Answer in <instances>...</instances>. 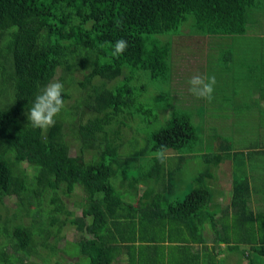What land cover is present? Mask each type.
<instances>
[{
	"label": "trees",
	"instance_id": "obj_1",
	"mask_svg": "<svg viewBox=\"0 0 264 264\" xmlns=\"http://www.w3.org/2000/svg\"><path fill=\"white\" fill-rule=\"evenodd\" d=\"M237 66L264 99V0H0V264H73L68 225L75 264H264V141H238L264 109L240 104ZM197 74L215 76L210 102L189 92ZM55 80L65 107L33 128ZM213 119L235 127L207 131ZM197 159L211 169L182 196Z\"/></svg>",
	"mask_w": 264,
	"mask_h": 264
},
{
	"label": "rangeland",
	"instance_id": "obj_2",
	"mask_svg": "<svg viewBox=\"0 0 264 264\" xmlns=\"http://www.w3.org/2000/svg\"><path fill=\"white\" fill-rule=\"evenodd\" d=\"M246 46L247 45L244 44L243 48ZM246 49H249V47H246ZM234 73H235V75H237V73H238L237 77H238V86H240V91H239L240 104H242L244 101H248L250 98H253L251 101L252 105H254V103H256V100H258L257 104L260 105L259 110H261L262 108L264 109V99L260 98V95L262 94V92H260L261 91L260 88H258V89L255 88L256 86L254 84H256V83L252 79L246 77L245 70L243 71V69H241L240 66L235 67ZM248 85H249V89L245 88ZM233 86H234V88L236 87L235 84ZM241 86H243V87H241ZM237 92H238V90L236 88L233 89V93H237ZM155 103L158 104L159 102L156 101ZM218 103L221 104L223 102L218 101ZM164 104L165 105L163 108H168L170 110V113H171L174 110V108L176 107V105L178 104V102L176 100H170V101H165ZM154 106L158 107L160 105H154ZM221 116L223 119L222 122L227 120V116H225L223 118V112H222ZM252 116L256 118V120H255L256 123L254 125H252V123L250 122L249 124H251L253 126V128L249 129V133H248V131H246L244 137L242 136L238 140V141H240L242 139L241 141L244 142V144L246 146L250 144L249 142L256 143L258 140L264 141V110L263 111H254ZM222 122H220V125H217V123H219V122L217 120L213 119L212 121L208 122L207 125H203V126L207 129V131H210V132L216 130L215 128L212 130L213 127H217V129H224L225 131H229V132L235 127L234 126V127L228 128L226 125L221 126ZM211 123H213V126L210 125ZM223 124H224V122H223ZM203 126H202V129H204ZM197 130H199L201 137H203V131L204 130H201L200 127H198ZM208 148L215 150L212 142H208ZM75 156H76V154H75ZM76 158H77V161L81 162V160H80L81 157H76ZM189 158H191V157H189ZM229 161H230V157L228 155H222L221 156L222 167H221V171L219 174V184H221L222 189L224 191H229L230 187H231L230 167L228 166V163H227ZM208 169H211L209 167V164L204 162L202 159H197L196 161H188L185 165L182 166V170L180 173V175H181L180 187L183 190L182 196L184 195L185 192L191 190V188L195 186V184L193 182L194 178L196 176H198L200 173H204ZM78 192L81 193L80 190ZM215 201H216V198H215V196H213V202L215 203ZM75 202L76 203L72 202L74 204L71 206H72V208H75V207L79 208L78 211L76 212L77 217L82 216L83 209L80 206V202H78V201H75ZM222 202L228 203L229 199H227L225 196L224 200ZM9 205L12 206V204L10 202H9ZM34 208L35 209H34L33 217L38 218L40 215V210L38 208V202L37 201H35V203H34ZM2 222L4 223V219H2ZM60 232L65 235V250L68 252V256H67L69 258L68 260L71 261L73 264H75L76 262L83 263L84 260L81 258H78V257H80L79 248L75 244V242L80 238L79 233L76 231V229L74 227H72L70 225H68L64 229H61ZM239 264H247L246 258L245 257L242 258L240 260Z\"/></svg>",
	"mask_w": 264,
	"mask_h": 264
},
{
	"label": "clouds",
	"instance_id": "obj_3",
	"mask_svg": "<svg viewBox=\"0 0 264 264\" xmlns=\"http://www.w3.org/2000/svg\"><path fill=\"white\" fill-rule=\"evenodd\" d=\"M128 47V42L120 39L113 45V54L122 55ZM189 92L197 99L211 101L213 99L215 76L194 75L189 81ZM64 84L59 80L49 82L35 97L32 106L28 109L27 117L33 128L48 129L55 125V117L65 107L63 99ZM163 146L158 150L157 156L163 162Z\"/></svg>",
	"mask_w": 264,
	"mask_h": 264
},
{
	"label": "crops",
	"instance_id": "obj_4",
	"mask_svg": "<svg viewBox=\"0 0 264 264\" xmlns=\"http://www.w3.org/2000/svg\"><path fill=\"white\" fill-rule=\"evenodd\" d=\"M240 259H236V257H233L232 259L228 260L225 262V264H239L240 263Z\"/></svg>",
	"mask_w": 264,
	"mask_h": 264
}]
</instances>
